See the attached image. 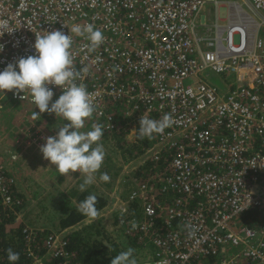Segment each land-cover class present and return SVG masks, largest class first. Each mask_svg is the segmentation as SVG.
I'll return each mask as SVG.
<instances>
[{
    "label": "built area",
    "instance_id": "1",
    "mask_svg": "<svg viewBox=\"0 0 264 264\" xmlns=\"http://www.w3.org/2000/svg\"><path fill=\"white\" fill-rule=\"evenodd\" d=\"M209 2L223 0H0V71L36 54L35 33L60 30L74 37L76 82L93 94L110 137L130 135L142 115L171 116L137 159L153 167L126 182L112 211L115 230L154 248L144 264H264V0L238 2L236 19L212 25L213 39L198 22ZM242 5L262 17L255 32ZM87 24L105 37L95 50L70 33ZM48 87L54 102L62 90ZM10 102L36 107L27 92H0V108ZM46 138L32 143L40 149ZM13 184L0 157V209L20 222ZM186 224L198 229L191 237ZM44 233L23 226L28 264H79L66 229Z\"/></svg>",
    "mask_w": 264,
    "mask_h": 264
},
{
    "label": "clouds",
    "instance_id": "2",
    "mask_svg": "<svg viewBox=\"0 0 264 264\" xmlns=\"http://www.w3.org/2000/svg\"><path fill=\"white\" fill-rule=\"evenodd\" d=\"M70 33L83 36L89 42L85 47L91 50L98 48L105 40L102 32L92 24L73 26ZM73 43V35L60 30L46 31L43 35L35 33L33 47L36 54L21 57L0 71V92L4 93L7 90L14 95L27 92L35 108L39 109V113L35 112L34 115L40 116L48 112L68 121L58 128L55 136L46 138L40 152L45 160L55 166L58 174L65 177L77 171L83 174L85 178L79 185V191L84 192L95 182L96 173L102 167L106 152L100 143L104 135L102 125L93 123L91 130L82 131L85 121L93 116L95 105L93 94L87 90L86 85L76 82L79 74L74 68ZM3 49L4 45L0 44V52ZM48 85H54L62 90V94L54 102H52L54 92ZM19 98L27 99L25 95ZM171 122L169 114H164L159 120L142 115L137 136L139 139H150L154 134H163ZM99 179L107 182L110 177L107 173H101ZM97 203L96 195L90 194L80 201L77 211L83 216L95 219L99 215ZM135 226L133 223L132 227ZM185 227L189 229V237L198 230L191 224H186ZM5 251L9 264H16L19 261L18 252L11 247ZM134 251L129 247L126 251L120 252L111 259V264H137Z\"/></svg>",
    "mask_w": 264,
    "mask_h": 264
},
{
    "label": "rangeland",
    "instance_id": "3",
    "mask_svg": "<svg viewBox=\"0 0 264 264\" xmlns=\"http://www.w3.org/2000/svg\"><path fill=\"white\" fill-rule=\"evenodd\" d=\"M242 1L223 0L216 6L212 2L205 6L200 21H203L210 13V16L207 17H209L208 28L212 39L216 35L215 27H213L215 23H220L219 28L221 29L226 25L227 16L231 17V20L236 19V11L239 9L236 6L239 5L238 2ZM242 7L248 13V21L253 22L251 32H255L262 22V17L252 13L248 6L242 5ZM244 11H239V14L244 16ZM259 33L264 34V23L260 27ZM233 42L234 44L238 42V35H234ZM212 82L217 86L220 85L218 77L213 78ZM38 110L31 105H14L13 102L0 108V156L5 161L8 173L15 181V189L23 200V206L20 212L18 211L21 225L43 229L47 233H55L64 230L60 228V221L76 205L74 197L70 195V190L75 188L78 181L85 177L78 171L66 177L58 174L55 166L45 160L40 149L32 143L40 135L55 136L58 128L63 123H68L61 117H56L55 114L48 112L42 113L40 116L34 115ZM103 146L106 156L101 169L96 173L93 191L105 196L108 204L95 219L87 217L66 231L70 233L97 224L100 229L102 227L104 234L119 244L121 252L126 251L129 247L133 248L137 264H144L147 258L146 252L142 248H136L127 243L126 238L114 229L112 216L118 198L123 195L127 179L140 165V160L123 167L121 157L112 144ZM35 161L40 162L42 167L48 165V168L42 169L41 167L36 175L34 173ZM26 172H29L32 177L39 175L40 181L29 178ZM101 173H107L110 177L109 181H101L99 179ZM99 238L102 239V237Z\"/></svg>",
    "mask_w": 264,
    "mask_h": 264
},
{
    "label": "trees",
    "instance_id": "4",
    "mask_svg": "<svg viewBox=\"0 0 264 264\" xmlns=\"http://www.w3.org/2000/svg\"><path fill=\"white\" fill-rule=\"evenodd\" d=\"M116 118L118 119L120 117L117 115ZM93 123L100 124L103 126L102 120L93 114L90 119H87L85 121V127L84 129H82V131L91 130V125ZM138 127L139 122H136L135 126L132 128V132L130 133V135H128L130 129L129 128L121 137L117 136L115 138L110 137L104 131V135L100 141V143H102L103 145L110 143L112 144V146L115 148V150L121 157L123 167L131 162H134L137 159H142L145 150L155 139L154 135L150 139H139L137 136ZM58 131L59 129L57 130V132ZM152 167L153 163L151 162H145L140 164L134 170L132 176L127 179V183L133 186V181L136 182L145 179L148 174V171ZM7 175L10 177L8 169ZM10 178L13 179L12 177ZM83 180L84 178L80 179V181H78L77 183V186L70 190V195L74 197L76 205L72 207V209L69 211L65 218L61 219L60 228L62 229L72 228L73 226L81 223L87 218L86 216H83L77 211L80 201H82L86 196L90 194L96 195L98 199L96 207L99 212L105 209L108 204V200L105 196L93 191V189L95 188L93 184L88 186L84 192L79 191V185L83 182ZM13 185L15 191V198L21 201V205L16 206L14 209L15 212L18 213V211L20 212L23 206V200L15 189V181ZM130 190L131 187L125 185L123 194L126 195ZM253 217V214H247L245 215V219L243 220V222L250 227H255L256 222H253ZM22 228L23 227L20 222H15V217L14 215H12V211L10 212L7 209H0V264H9L5 251L9 247H11L15 252H18L20 254V259L16 262V264H28V257L26 255L21 236ZM46 233L47 232H45L44 235H46ZM119 233L124 236L122 232ZM99 237H102V239ZM124 238H126L127 243H129L131 246L136 248H142L143 251H145L147 254H150L154 250V248L151 246L143 248L142 246L138 245L133 236L126 237L125 235ZM66 239L68 241L69 248L77 252L79 264H111V259L121 252L119 244L113 241L109 236L104 234L102 232V227L100 229L99 225L97 224L91 225L80 230L71 231L67 234Z\"/></svg>",
    "mask_w": 264,
    "mask_h": 264
},
{
    "label": "crops",
    "instance_id": "5",
    "mask_svg": "<svg viewBox=\"0 0 264 264\" xmlns=\"http://www.w3.org/2000/svg\"><path fill=\"white\" fill-rule=\"evenodd\" d=\"M202 12H204V10ZM202 12H201V14H202ZM201 14L198 17V22H201L202 23V22L206 21L207 23H209V17H207V16H210V13H208V15L206 16L205 19H203V21H200ZM198 24H200V23H198ZM199 32H202V30L199 29ZM196 34H198V33H196ZM35 162H36V167H35L34 173L37 175L38 174V171L41 169L42 166H41V163L40 162H38V161H35ZM44 168H48V165H46V167H42V169H44ZM26 174L29 176V178L31 177V178H33V180L40 181L39 180V175L32 177L29 172L28 173L26 172Z\"/></svg>",
    "mask_w": 264,
    "mask_h": 264
}]
</instances>
